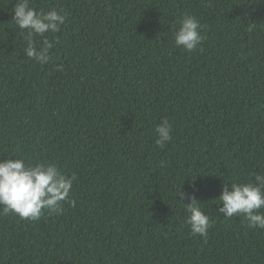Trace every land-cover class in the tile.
<instances>
[{
  "label": "trees",
  "instance_id": "trees-1",
  "mask_svg": "<svg viewBox=\"0 0 264 264\" xmlns=\"http://www.w3.org/2000/svg\"><path fill=\"white\" fill-rule=\"evenodd\" d=\"M15 3L0 0V160L74 180L61 214H0V264H264V228L216 211L223 181L264 173V0H31L67 14L44 64L24 55ZM185 14L192 52L173 39Z\"/></svg>",
  "mask_w": 264,
  "mask_h": 264
},
{
  "label": "clouds",
  "instance_id": "clouds-1",
  "mask_svg": "<svg viewBox=\"0 0 264 264\" xmlns=\"http://www.w3.org/2000/svg\"><path fill=\"white\" fill-rule=\"evenodd\" d=\"M11 2V0H10ZM31 0H16L12 20L21 30H27L24 55L40 64L47 63L54 47L46 33H56L66 21V13L59 14L54 8L44 11L30 6ZM199 21L183 15L174 33V44L188 52L201 44ZM41 38L37 47L35 37ZM155 143L163 148L172 138L171 124L164 119L157 125ZM197 176V175H196ZM196 179V178H195ZM74 177L63 173L55 164L39 162L30 164L23 158L0 160V214H16L22 219L36 220L44 210L61 214L62 202L70 201ZM180 195H185L181 192ZM185 204V220L192 235H207L212 222L194 194ZM216 209L225 218L242 216L250 228H264V173L255 174L254 182L223 181ZM220 216V215H219Z\"/></svg>",
  "mask_w": 264,
  "mask_h": 264
}]
</instances>
